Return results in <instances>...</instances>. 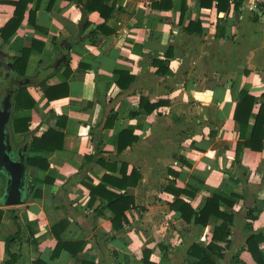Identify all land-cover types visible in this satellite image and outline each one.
<instances>
[{"label":"crops","instance_id":"0c3cea01","mask_svg":"<svg viewBox=\"0 0 264 264\" xmlns=\"http://www.w3.org/2000/svg\"><path fill=\"white\" fill-rule=\"evenodd\" d=\"M16 1L0 0V30ZM106 2L114 12L105 23L98 12L84 16L73 1L33 0L15 35L8 41L0 36L1 75L34 42L26 78L48 87L65 85L67 92L48 101L42 87L30 86L35 107L17 113L30 118V134H10L15 151L26 147L25 157H42L49 168L26 166V197L14 207L2 202L7 179L0 175V264L10 255L12 264H143L145 251L152 264H193L197 259L189 249L207 246L223 221L211 216L205 226L186 223L170 208L176 197L167 187L187 191L191 196L178 199L194 212L213 195L228 201L230 206L219 209L232 218L229 236L219 244L222 258L213 261L256 264L246 241L264 236V138L261 150L242 145L238 157L236 151L250 139L264 104V10L212 0ZM29 11L35 26L28 24ZM63 56L66 63L55 68ZM243 92L256 103L241 140L234 113ZM3 97L0 93V108ZM142 97L164 104L146 113ZM128 129L126 142L136 140L118 151L119 134ZM48 130L63 134L62 149L30 154L32 136ZM132 171L141 177L133 187L103 184V177L130 179ZM102 184L134 199L118 229L105 202L90 203L86 185ZM62 222L66 227L55 234L78 252L53 257L52 228ZM18 230L6 254L7 240ZM258 249L264 255V242Z\"/></svg>","mask_w":264,"mask_h":264},{"label":"trees","instance_id":"16d2710c","mask_svg":"<svg viewBox=\"0 0 264 264\" xmlns=\"http://www.w3.org/2000/svg\"><path fill=\"white\" fill-rule=\"evenodd\" d=\"M53 0H51L52 3ZM70 2H75L76 6L81 9L83 15L85 16L89 12H98L101 18L106 23L112 16L114 12V8L107 6V0H90L89 2L83 3V0H68ZM33 2V0H18L16 2L10 3L14 7V13L12 18L5 24V26L0 30V36L2 40L8 41L12 36L15 35L18 28L21 26L22 21L24 19V14L27 11L28 4ZM28 16V24L30 26H35L34 23V12L29 11ZM82 19V23H84V28H87V22ZM103 25L98 27L101 29ZM92 34V33H91ZM90 34V35H91ZM80 38L75 40L79 41ZM35 43L32 42L29 47H24L20 57L12 58L11 63H8L6 75H1L0 73V89H2L1 93L3 96L10 90L14 92L12 96V113H19L24 111H30L35 107V101L29 95L27 88L30 86H40L43 88V94L48 101L58 100L66 96L67 92H65V85H59L54 87L45 86V82H32L25 76L28 60L33 50ZM7 63V62H6ZM66 71H68V65H65ZM20 81H28L27 85L19 86L17 85ZM256 103L255 99L248 95L247 93H242V100L237 104L235 113H234V121L239 125L240 133L239 138L241 140L245 139L246 132L249 127L250 114L252 112V108ZM164 103H154L149 104L148 100L145 98L140 99V108L144 110L146 113H151L155 109H157L160 105ZM148 107V108H147ZM147 108V109H146ZM264 125V104L260 105L257 117L253 124V128L251 131L250 139L243 144L237 145L236 156H239L241 146L243 145L246 148H250L251 150H261L262 149V139L264 138V130L262 126ZM10 134L14 135H29L30 134V118L29 117H14L11 116L10 126H9ZM260 133V134H259ZM131 135V130H124L119 134V142H118V151L124 150L127 146L132 144L136 140V138L132 137L128 142H126L127 137ZM64 136L62 133H58L53 130H48L42 134L40 137L32 136L29 142V153L30 154H39L43 152H54L62 149ZM27 141V140H26ZM124 143V144H123ZM237 160V158H236ZM98 164H103L102 161H97ZM25 164L31 168H37L40 171H47L49 166L47 161L39 156L29 157L26 155ZM176 176V174H174ZM141 179L140 175L135 171L131 172L130 179L125 176L120 180L103 177V184H108L113 188H119L126 190L128 187L135 186L138 181ZM99 185L95 188L86 185V188L89 191L90 203L95 200V198H99L103 202H105V208L110 210L113 215L112 226L114 229H118L120 223L126 222L125 212L134 207V199L132 197H128L126 195L120 194L117 195L108 191L104 185ZM166 191L171 193L176 197V200L171 204L170 208L177 212L186 223H190L193 221L194 225L205 226L211 216H215L223 221V224L214 229L212 234L211 242L205 246L201 247L198 244L192 245L189 249V256L196 258L197 261L193 264H215L213 258H222V248L219 246L220 243L226 242L229 236L228 226L232 222V218L230 215L224 214L220 211V204L230 206V203L226 201L223 197L213 195L206 199L204 207L199 212H194L190 205L178 199L180 195H188L191 196L185 190H176L173 187H167ZM4 216V211L0 210V224L2 218ZM66 224L63 222L59 223L55 227L52 228V232L57 229L64 230ZM18 232L9 237L6 243L5 253L9 254L7 251V244L17 237ZM57 236V245L53 252V257H57L60 252L63 250H67L76 254L78 251L71 250L70 243H64ZM264 242L263 235H252L246 241V249L252 256L253 260H255L256 264H264V255L258 249V245ZM81 245V244H75ZM78 250H80L81 246H78ZM10 255V254H9ZM11 256V260L6 261L4 264H12L14 263V256ZM75 256V255H73ZM34 264H43L40 261L34 262ZM143 264H152L148 261V252H144V262Z\"/></svg>","mask_w":264,"mask_h":264},{"label":"water","instance_id":"95a60500","mask_svg":"<svg viewBox=\"0 0 264 264\" xmlns=\"http://www.w3.org/2000/svg\"><path fill=\"white\" fill-rule=\"evenodd\" d=\"M83 24H79V35L82 33ZM70 45L67 44V49ZM62 63H66V56L57 62L58 68ZM19 86L27 85L26 81L17 83ZM14 92L8 91L3 97L0 108V175L7 179L5 193L2 202L5 207L22 205L26 197V164L25 152H16L11 141L9 126L12 116V96Z\"/></svg>","mask_w":264,"mask_h":264},{"label":"built area","instance_id":"2783aa9c","mask_svg":"<svg viewBox=\"0 0 264 264\" xmlns=\"http://www.w3.org/2000/svg\"><path fill=\"white\" fill-rule=\"evenodd\" d=\"M199 1V0H198ZM215 5L225 2L231 7L241 6L249 11L264 10V0H212Z\"/></svg>","mask_w":264,"mask_h":264},{"label":"rangeland","instance_id":"374dc122","mask_svg":"<svg viewBox=\"0 0 264 264\" xmlns=\"http://www.w3.org/2000/svg\"><path fill=\"white\" fill-rule=\"evenodd\" d=\"M1 91H2V89H0V93H1ZM17 115H18L17 113L13 114L14 117H16ZM15 148H16V147H15ZM15 148H14V149H15ZM13 209H15V208H13Z\"/></svg>","mask_w":264,"mask_h":264}]
</instances>
